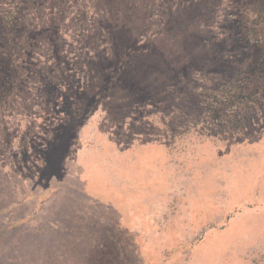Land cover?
Returning a JSON list of instances; mask_svg holds the SVG:
<instances>
[{"label":"rangeland","instance_id":"rangeland-1","mask_svg":"<svg viewBox=\"0 0 264 264\" xmlns=\"http://www.w3.org/2000/svg\"><path fill=\"white\" fill-rule=\"evenodd\" d=\"M0 264H264V0H0Z\"/></svg>","mask_w":264,"mask_h":264}]
</instances>
